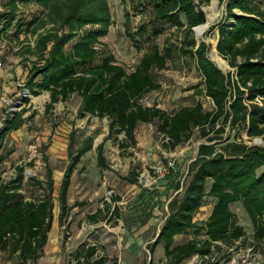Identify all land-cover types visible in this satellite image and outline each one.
<instances>
[{"label":"rangeland","instance_id":"1","mask_svg":"<svg viewBox=\"0 0 264 264\" xmlns=\"http://www.w3.org/2000/svg\"><path fill=\"white\" fill-rule=\"evenodd\" d=\"M11 1L0 0V40L6 44L0 68V132L5 133L0 147V181L9 182L16 177L17 168H23L19 192L27 201L42 199L47 180L53 181L52 223L43 256L37 264H148L150 261L165 264L162 245H157L152 254L149 247L168 213L167 202L175 195L174 184L185 185L189 164L204 142L199 138V130H193L189 141L170 149L157 131V121L138 124L132 143L123 134L109 135L106 118L78 117L81 98L77 94L45 111L50 94L41 91L33 96L26 82L32 69L44 64L52 46L47 44L45 52L40 53L37 40L43 34L54 32L56 27L48 23L46 11L35 1L14 0L15 18L5 30L11 17ZM192 1L205 15V23L198 27L206 25L200 36L195 33L198 27L192 28L194 40L207 45L206 56L219 70L232 73L233 69L215 49L221 24L233 22V18H226L229 0ZM106 3L111 15L110 26L107 34L92 44L97 52L94 64L110 56L114 64L130 73L145 53L154 48L161 54L168 51L165 68L149 73L159 88L145 94L139 104L156 107L167 114L196 103L211 111L213 104L202 94V81L194 61L180 51L184 28L154 19L157 0H126L125 4L121 0H106ZM256 4L264 8V0H257ZM234 14L240 15L237 10ZM33 21L36 22L32 24ZM181 21L186 24L183 17ZM42 22L45 24L41 25ZM90 28L85 26L77 31L64 49L69 51ZM63 32L67 33V28ZM213 54L223 60V67L217 66ZM40 79L37 77L36 81ZM3 100L13 111L6 112L9 106ZM20 112L17 129L5 131V122ZM227 136H233L228 128L222 138ZM236 138L248 146L264 147L261 139L249 140L243 132ZM98 146H101L103 168L97 162ZM75 156L79 159L74 163L67 193L69 210L60 226V184L71 157ZM159 165L166 168L162 177L155 174ZM212 206L213 201L207 199L195 216L198 224L206 222ZM230 209L246 234L245 243L235 251L254 246L264 264L263 247L253 241V228L246 213L237 203ZM188 237L195 238L187 233L176 242L183 243ZM90 250H93L91 254ZM212 257V263L224 262L228 258L227 249L221 246L220 251L213 250ZM14 263L15 260L0 254V264ZM199 263L195 257L182 264Z\"/></svg>","mask_w":264,"mask_h":264},{"label":"trees","instance_id":"2","mask_svg":"<svg viewBox=\"0 0 264 264\" xmlns=\"http://www.w3.org/2000/svg\"><path fill=\"white\" fill-rule=\"evenodd\" d=\"M24 1H35L46 11L48 23L56 27L54 32L43 34L37 40L40 53L45 52L47 44L52 46L44 64L33 68L26 82L33 96L41 91L50 94L45 111L77 94L81 98L78 117L106 118L111 136L123 134L134 143L138 124L157 121V131L170 149L189 141L195 129L204 140L189 164L185 185L174 184L175 195L167 202L168 213L149 252L152 254L157 245H162L165 264H182L193 257L200 264H212L213 250L220 251L221 246L237 248L245 243L244 229L230 209L236 203L252 224L253 241L264 250V147L248 146L236 138L243 132L249 140L259 138L264 144V8L256 4L257 0H229L226 4V18H233V22L221 24L215 44L218 55L233 69L226 74L207 58V45L197 44L192 36V28L205 23L204 13L195 8L193 1L157 0L154 19L184 28L180 51L194 61L202 81V94L213 104L211 111L196 103L172 114L139 104L145 94L159 88L149 73L165 68L168 51L161 54L154 48L145 53L130 73L114 64L110 56L94 64L97 52L92 44L105 36L110 26L106 0ZM125 1L121 0L123 4ZM10 8L11 17L5 30L15 18L14 0ZM235 10L240 15H235ZM85 26H90V30L66 51L65 45ZM65 28L67 33L63 32ZM37 77L40 81H36ZM21 115L20 112L6 121L5 131L16 130ZM226 128L233 133L232 138H222ZM4 134L0 132V147ZM71 158L58 196L60 226L69 210L67 193L74 163L79 159ZM97 162L105 167L101 146L97 147ZM22 182L23 168H17L16 177L9 182L0 181V254L15 260L14 264H37L43 256L52 223L53 181L47 180L45 194L37 201H27L21 195ZM207 199L213 201L211 213L206 222L198 224L195 216ZM187 233L195 238L175 243L176 236Z\"/></svg>","mask_w":264,"mask_h":264},{"label":"built area","instance_id":"3","mask_svg":"<svg viewBox=\"0 0 264 264\" xmlns=\"http://www.w3.org/2000/svg\"><path fill=\"white\" fill-rule=\"evenodd\" d=\"M6 51V44L4 41L0 40V68L2 66L1 59ZM5 103V106H9L8 110L6 109V112L13 111V108L10 107V104L3 100ZM0 103H2L0 101ZM166 173V168L163 165H159L155 168V174L157 177H162ZM218 244V243H216ZM238 243H236L237 245ZM236 247L228 248V258L224 262H221L220 264H263L260 256L254 251L253 247H248L243 250H238ZM207 259V257H205ZM213 257L210 259V262L212 263ZM200 264V263H199ZM217 264V263H212Z\"/></svg>","mask_w":264,"mask_h":264},{"label":"bare ground","instance_id":"4","mask_svg":"<svg viewBox=\"0 0 264 264\" xmlns=\"http://www.w3.org/2000/svg\"><path fill=\"white\" fill-rule=\"evenodd\" d=\"M206 29V25L202 26V27H198L195 29V33L197 36H200ZM214 55V61L216 62L217 66H222L224 64L223 60L217 56V54H213ZM223 67V66H222Z\"/></svg>","mask_w":264,"mask_h":264},{"label":"crops","instance_id":"5","mask_svg":"<svg viewBox=\"0 0 264 264\" xmlns=\"http://www.w3.org/2000/svg\"><path fill=\"white\" fill-rule=\"evenodd\" d=\"M210 213H211V211H210ZM210 213L208 214V217H209ZM164 219H165V218H164ZM207 219H208V218H207ZM162 225H163V224H162ZM159 231H160V230H159ZM159 231H158V233H159ZM158 233L156 234L155 238L157 237ZM182 236H184V235H179V236H176V237L174 238V241H175L176 244H181V243H178V242H176V241H177L178 238H181ZM188 239H191V237H188ZM193 258H195V257H193ZM196 258H197V257H196Z\"/></svg>","mask_w":264,"mask_h":264}]
</instances>
